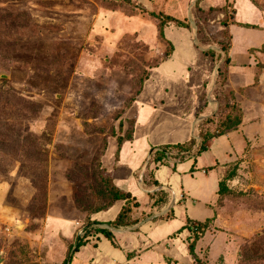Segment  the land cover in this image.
<instances>
[{"label":"rangeland","instance_id":"obj_1","mask_svg":"<svg viewBox=\"0 0 264 264\" xmlns=\"http://www.w3.org/2000/svg\"><path fill=\"white\" fill-rule=\"evenodd\" d=\"M185 1L145 6L191 20L189 28H165L172 51L160 36V20L125 0H0V264H66L80 235L98 246L90 217L110 198L101 169L116 167L117 137L130 121L138 119L141 131L138 156L131 161L128 150L124 173L150 152L147 135L152 142H179L170 131L179 115L199 124L216 113L222 62L207 50L224 56L221 42L228 40L216 22L224 13H206L216 5L229 6L224 89H234L242 109V124L229 132L244 148L224 163L235 175L198 234L197 264H264V0ZM148 103L170 115L149 132L142 130ZM145 164L136 171L139 182ZM191 240L176 241L181 249L164 242L172 255L159 264H196ZM94 244L78 251L86 261Z\"/></svg>","mask_w":264,"mask_h":264},{"label":"crops","instance_id":"obj_2","mask_svg":"<svg viewBox=\"0 0 264 264\" xmlns=\"http://www.w3.org/2000/svg\"><path fill=\"white\" fill-rule=\"evenodd\" d=\"M138 1L144 6H147L152 0ZM183 3L185 5L187 4L184 0ZM157 112H159L158 115ZM144 115H146V127H143L142 130L146 128L147 131L150 126L157 127L161 125V122H159L160 119L170 116L164 113L163 109L157 111V108L154 105L150 106L149 103L145 105ZM178 118V123L173 125L170 131H172L174 135L180 136L181 139L178 141L183 142L196 134L198 123L194 124L193 118L190 116L183 117L181 114ZM136 122L137 126L133 140L134 143L129 141L122 147L120 160L117 162L113 174L117 185L125 190L131 191L137 196L140 202V206L133 212V217H141L144 214L149 218L147 220V217L142 219L136 227L111 228L107 222L116 218L124 203L123 201H117L111 208L94 213L92 215L93 220L100 221L106 228L113 230L115 242L118 246L113 245L109 239L98 233L100 236L97 240L98 246L94 244V241L83 246L84 248L90 245L93 246L94 244L96 247L95 253L91 254L90 259L86 261L87 259L85 260L82 256L83 253L86 254V252L81 253L80 251L75 254L71 264H92L90 261L92 262L91 259L93 258H95L96 261L102 258L103 261L106 260L110 264H146L145 262L149 264L157 262V264H159L161 262L160 259L165 261V256H171L172 254L170 255L167 251H164L167 249L168 252H170V248H166L168 245L165 246L164 242L167 244L166 241H172V244L180 248V242L176 241H189V239H193L191 238L193 233L188 227L178 232L179 228L187 223V219L193 221H206L214 216V205L219 197V183L224 179L227 171V166H225L224 163L231 160L237 153H240L241 148H244L241 147L243 143L241 142V138L238 136L233 138L228 131V133L209 141L207 150L197 158V163L194 166L196 169L194 171L192 170L195 162L194 158L178 162L175 170L172 166L167 164H150L155 178L161 184L160 186H151L145 184L143 179L139 182L138 177L135 176L139 167L145 164L149 152L147 153L146 151L145 155L139 160V163H134L132 167L128 169V171L130 170L129 172H123L124 167H126L124 163L128 162L129 159L132 161L134 155L138 156L136 145L138 142V134L141 129L138 119ZM147 139L148 148L166 143L162 140L159 141V143L152 142L150 141L149 135H147ZM218 143H221L224 147ZM128 150L131 156L129 159L127 158ZM223 155L227 158L222 157ZM146 162L148 163L149 161ZM158 190L169 191L168 201L161 205L154 206V198L151 197V194ZM168 211L173 212L171 218L161 217L159 215ZM152 212L157 215H153L152 217L149 216ZM138 244L143 245L139 246ZM173 248L175 249L174 246ZM98 255L101 256L98 257ZM173 256L175 255L173 254Z\"/></svg>","mask_w":264,"mask_h":264},{"label":"trees","instance_id":"obj_3","mask_svg":"<svg viewBox=\"0 0 264 264\" xmlns=\"http://www.w3.org/2000/svg\"><path fill=\"white\" fill-rule=\"evenodd\" d=\"M125 2L133 7L151 13V15L157 17L160 20V36L162 37V39L167 40V42L171 45L172 51L174 50V45L172 41L166 37L165 28L171 24L178 27L183 26L185 28H189L191 26V20L178 18L177 16H174L170 13H166L164 11L156 12L154 10H148L138 0H125ZM198 2L199 0H197L196 4H198ZM228 8V5H216L209 7V9L206 11L207 14L224 13L223 17L216 22L219 27L222 28V30L219 32L223 35L225 39H228L227 43L221 42L220 48L223 51L224 56L220 53H217L214 49L207 50V53H209L215 61H217L218 63L222 62L221 68L218 71L220 77L218 81L221 84V91L220 95L218 96V109L216 113H213L211 116L206 117L205 120L201 121V123L197 125V135H193L188 140L183 142L165 143L161 145L152 146L150 148L149 155L146 159V161L149 162L145 164L146 171L143 178V181L147 185H161L160 182L155 178L153 170L150 169L151 163H160V161L165 159V157L169 158L174 156L179 159L172 166V168L175 170L178 162H183L185 159L193 157L195 162L192 167V170L194 171L196 169V167L194 166L197 163V158L208 148L207 142L213 138L219 137L227 133L230 130L238 128L243 122V112L237 101L236 92L232 87L224 89L228 81L229 65L231 63V57L229 55V52L231 50V43L229 40L231 36L228 30V27L230 26L231 17ZM242 26L247 28H257V26L251 25L250 23H243ZM197 27L198 30H200V26L198 24ZM261 50L264 51V44L262 45ZM167 54H170V52H167ZM255 79L257 80V78ZM141 89L139 90V93ZM133 100L134 99H132V101ZM135 124V120L130 121V125L124 135H119V137H117V148L114 153L115 162H118L120 160V153L124 141L133 139ZM197 138H200V143L198 142ZM197 143L199 144V146L196 149L195 147ZM195 150H197V153ZM113 171L114 168L111 171H109L107 167H103L101 169V179L106 191L110 195V198L105 205L97 208L92 214L111 208L117 201H123L124 203L116 218L111 221H108L107 224L111 228L129 227L133 226L134 224H138L145 217L144 214L141 217H133V212L136 208L140 206V202L137 196H135L131 191L125 190L117 185L114 179ZM234 175L235 172L233 169L226 171L224 179L219 183V194L227 190L226 181L234 177ZM135 176L139 177L137 173H135ZM151 197L154 198V206L161 205L168 201V194L164 190L156 191L155 193L151 194ZM210 219H207L206 221H193L191 219H187V223L178 230V232H181L184 228L188 227L193 233V239L189 244V249L190 253L193 255V257H195L196 264L200 261L198 255L195 252V246L198 241V234L201 232L202 229H204V227H206V225H208V222L211 221ZM90 220V228H92V226H95V232L104 235L113 243V245L118 246L115 242V235L112 229L96 226L102 223L100 221L93 220L92 216L90 217ZM89 242L90 241L88 239V235H80L78 237V240L76 241L73 251H71L68 255L66 264L72 263L75 254Z\"/></svg>","mask_w":264,"mask_h":264},{"label":"water","instance_id":"obj_4","mask_svg":"<svg viewBox=\"0 0 264 264\" xmlns=\"http://www.w3.org/2000/svg\"><path fill=\"white\" fill-rule=\"evenodd\" d=\"M3 259H4V258H3L2 256H0V262L3 261Z\"/></svg>","mask_w":264,"mask_h":264}]
</instances>
